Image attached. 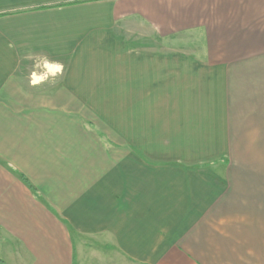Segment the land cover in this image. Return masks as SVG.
Wrapping results in <instances>:
<instances>
[{
	"label": "crops",
	"instance_id": "crops-1",
	"mask_svg": "<svg viewBox=\"0 0 264 264\" xmlns=\"http://www.w3.org/2000/svg\"><path fill=\"white\" fill-rule=\"evenodd\" d=\"M0 264H264V0H0Z\"/></svg>",
	"mask_w": 264,
	"mask_h": 264
},
{
	"label": "clouds",
	"instance_id": "clouds-1",
	"mask_svg": "<svg viewBox=\"0 0 264 264\" xmlns=\"http://www.w3.org/2000/svg\"><path fill=\"white\" fill-rule=\"evenodd\" d=\"M34 71L30 74V84L35 87L50 77L55 78L62 75L64 65L59 62L50 61L46 56H41L36 59Z\"/></svg>",
	"mask_w": 264,
	"mask_h": 264
}]
</instances>
